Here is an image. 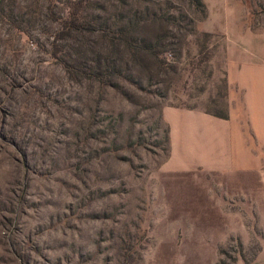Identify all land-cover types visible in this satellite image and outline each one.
I'll return each instance as SVG.
<instances>
[{
  "label": "rangeland",
  "instance_id": "374dc122",
  "mask_svg": "<svg viewBox=\"0 0 264 264\" xmlns=\"http://www.w3.org/2000/svg\"><path fill=\"white\" fill-rule=\"evenodd\" d=\"M200 1L0 0V264H264L258 219L163 117L228 111L222 9ZM223 1L264 29V0Z\"/></svg>",
  "mask_w": 264,
  "mask_h": 264
},
{
  "label": "crops",
  "instance_id": "0c3cea01",
  "mask_svg": "<svg viewBox=\"0 0 264 264\" xmlns=\"http://www.w3.org/2000/svg\"><path fill=\"white\" fill-rule=\"evenodd\" d=\"M216 4L223 17L219 29L226 31L228 111L212 117L170 107L163 117L172 150L180 152L188 169L200 165L212 173L224 185L229 205L243 209L242 219H258L259 240L264 241V29L251 30L231 12L225 21L224 1ZM197 146L203 150L198 155ZM230 215L241 218L237 210Z\"/></svg>",
  "mask_w": 264,
  "mask_h": 264
},
{
  "label": "trees",
  "instance_id": "16d2710c",
  "mask_svg": "<svg viewBox=\"0 0 264 264\" xmlns=\"http://www.w3.org/2000/svg\"><path fill=\"white\" fill-rule=\"evenodd\" d=\"M195 2L202 10H204L205 6L200 0H195ZM64 27H65V24H64ZM87 27L90 28L89 24H88V26H85L81 23H78L76 20L75 21L72 20V21H70V23H68L66 25L65 29L63 30V34H69L73 30L87 28Z\"/></svg>",
  "mask_w": 264,
  "mask_h": 264
}]
</instances>
